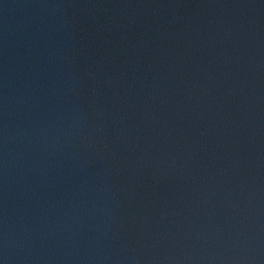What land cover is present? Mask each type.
Here are the masks:
<instances>
[{"label":"water","instance_id":"95a60500","mask_svg":"<svg viewBox=\"0 0 264 264\" xmlns=\"http://www.w3.org/2000/svg\"><path fill=\"white\" fill-rule=\"evenodd\" d=\"M0 264H264V0H0Z\"/></svg>","mask_w":264,"mask_h":264}]
</instances>
